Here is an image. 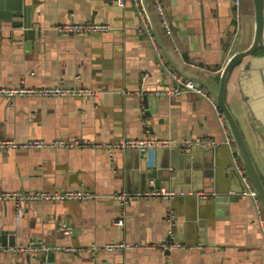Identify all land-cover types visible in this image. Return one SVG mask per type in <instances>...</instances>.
Returning <instances> with one entry per match:
<instances>
[{
  "label": "crops",
  "instance_id": "obj_1",
  "mask_svg": "<svg viewBox=\"0 0 264 264\" xmlns=\"http://www.w3.org/2000/svg\"><path fill=\"white\" fill-rule=\"evenodd\" d=\"M160 1L173 40L155 19L151 0L147 13L142 7L143 14L130 0L124 6L110 0H27L32 26L39 34L30 43L0 34V87L61 83L98 90L93 98L0 96V138H61L85 144L56 150H0V190L95 194L86 200L28 202L17 208L13 202H0V230L9 233L8 249H0V264H27L23 256L36 249L9 248L36 241L58 248L54 264H264V223L254 198L240 192L243 183L233 165L234 151L224 145L182 151L148 148L146 162L136 149L108 152L96 147L148 135L178 140L224 137L217 114L204 97L193 93L157 97L137 91L144 73L147 92L173 87L176 79L171 71L185 79L199 77L216 90L227 59L252 41L253 13L242 7L240 27L234 33L232 0ZM70 20L113 28L84 34L55 30ZM144 23L158 36L162 58L146 33L138 30ZM248 58L232 69L224 99L251 153L261 162L256 142L262 134L255 131L258 122L247 104L252 94L264 89V62L246 68ZM177 187L189 191L170 200L137 198L125 205L109 195ZM204 190H216L217 198H200L198 193ZM169 208L178 217L175 234L186 246L183 249L154 246L165 236ZM119 220L122 224L116 223ZM63 225L69 232H63ZM113 240L138 247L96 257L86 250L91 242Z\"/></svg>",
  "mask_w": 264,
  "mask_h": 264
},
{
  "label": "built area",
  "instance_id": "obj_2",
  "mask_svg": "<svg viewBox=\"0 0 264 264\" xmlns=\"http://www.w3.org/2000/svg\"><path fill=\"white\" fill-rule=\"evenodd\" d=\"M113 4L118 6H124L127 0H110ZM137 8L139 13H142V0H130ZM154 8L155 16L158 18L161 28L163 32L166 34L167 38L173 40L172 38V29L170 26L169 19L166 15L163 4L160 0H151ZM232 15L235 23L234 33H237L239 30V25L241 21V0H232ZM55 30L60 33L67 34H84L91 32H105L109 29L113 28L109 24L91 22V21H76L70 20L66 23L57 24L54 26ZM140 31H144L149 38L151 45L156 52V54L161 57L160 47L155 39V36L150 28L149 23H144L143 26L139 27ZM171 75L176 79V83L173 87L169 88H157L151 91H146L143 86V81L146 79L147 74L144 73L141 75V85L137 93H150L151 95L161 97V96H179L185 93H193L207 99L213 109L215 110L217 117L220 121V124L223 128L224 137L222 140H216L213 138H196V139H175L172 137L167 138H155L152 136H145L140 138L134 137H125L121 138L115 142L97 144V148H104L108 152L112 150H126V149H136L138 151L152 148L155 150L166 148V149H188V148H208V147H218L219 145H224L229 148L231 151H234L232 156V161L234 168L239 173L241 181L243 183V191L242 194L250 195L254 198L257 203V213L261 218V222L264 223V212L259 203V200L253 190L251 183L246 176L244 169L241 166L240 160L238 156L235 154V147L232 142V137L228 131L226 123L221 115V112L213 98V96L202 86L200 83L192 80L185 79L177 73H173L171 71ZM117 92L121 94H126L127 92L122 90H118ZM98 94V90L91 87H80V86H72V85H64L61 83L42 86V87H31L26 85H17L12 87H0V96L14 98L18 96H42V97H69V96H77V97H96ZM82 142L79 140L67 141L61 138H54L51 140H44L40 138H29L23 141H18L14 139L0 138V150H11V149H59V148H74L84 146ZM112 198L119 201L120 204L125 205L129 201L137 199V198H166L170 200L175 192L173 189L167 188H153L145 191H137V192H127L124 190L114 191L109 194ZM95 194L85 190H65V191H45V190H31V191H23V190H0V202L10 201L13 202L14 206L17 208L23 203L28 202H58L63 200H86L89 198H93ZM198 196L203 199L208 198H217L218 194L214 191H203L199 192ZM165 213V223L167 225V229L165 232V236L163 240L154 244L155 247L171 251L173 249H183L186 246L176 239L175 234V225L176 218L174 212L171 208ZM117 224H122V221L119 220L116 222ZM63 232H69V227L63 225ZM264 231V225H263ZM58 247V246H56ZM136 244L125 242L124 240H113L110 242L104 243H95L91 242L86 250L90 253L91 256L96 257L98 254L103 252H120L126 249L137 248ZM3 248L0 245V249ZM8 247H5V249ZM55 248V247H54ZM9 249L15 250H48V246L42 245L41 247H31V246H20V247H10ZM74 250V248H67Z\"/></svg>",
  "mask_w": 264,
  "mask_h": 264
},
{
  "label": "water",
  "instance_id": "obj_3",
  "mask_svg": "<svg viewBox=\"0 0 264 264\" xmlns=\"http://www.w3.org/2000/svg\"><path fill=\"white\" fill-rule=\"evenodd\" d=\"M252 1L254 20V33L252 41L245 49L234 52L227 59L223 68L221 69L218 88L216 90L211 88L204 80L199 77L191 76L187 79H192L200 83V85H202L213 96L226 123L228 131L232 137V142L235 147V154L238 156L241 166L244 169V172L248 177L264 212V89L260 88L259 92L252 94V100L247 104L254 118L258 122V125L255 127V131L262 134V136H259L256 142V148L261 162L254 158L253 154L251 153L248 144L243 136V133L241 132L240 127L237 123V120L232 114L229 107L226 105L224 99L227 79L232 69L236 65L241 63L246 57H249L248 62L244 65V67L246 68L255 66L256 63L259 64L264 62V56L259 57L257 55L258 51L264 53V0ZM147 5V0H142V6L144 7L146 13L148 12ZM31 9L32 6L31 4H27V0H0V34L6 32L11 36L13 35V38L15 39L24 38L27 39L30 43V41L39 34L38 30L32 26L33 23L31 22L30 18ZM148 18L153 27L152 18H150V16H148ZM1 27H3V29H1ZM155 39L161 49V42L158 36L157 38L155 36ZM174 149L177 148H173L171 150ZM177 150L182 151V149ZM145 151L146 149L140 150L138 151V153L140 154V158L142 160H146L147 162ZM233 171L235 170L233 169ZM157 180L158 179H155L156 186H158ZM243 188V185H241V193L243 191ZM173 190L175 192V195L172 198L176 197L177 195L183 196L189 191L188 188L182 187H177ZM211 191L212 190H210L209 192ZM174 215L177 225L178 217L175 213ZM7 234H9L8 231L0 230V245L2 247H7L9 244ZM28 245L31 247L39 248L42 246V243L40 241H36ZM55 249L58 250V248H49L48 250L34 251V253L30 255L23 256V260L27 264H54V256L56 252ZM59 250H61V247ZM15 256V254H12L11 258L15 260Z\"/></svg>",
  "mask_w": 264,
  "mask_h": 264
},
{
  "label": "trees",
  "instance_id": "obj_4",
  "mask_svg": "<svg viewBox=\"0 0 264 264\" xmlns=\"http://www.w3.org/2000/svg\"><path fill=\"white\" fill-rule=\"evenodd\" d=\"M245 7L248 9V11L250 10V12L253 13V1L252 0H241V8H240V11L242 12V7ZM152 8V7H151ZM154 16H155V13L153 12ZM155 19H158L156 16H155ZM159 21V20H158ZM260 52V51H259Z\"/></svg>",
  "mask_w": 264,
  "mask_h": 264
}]
</instances>
